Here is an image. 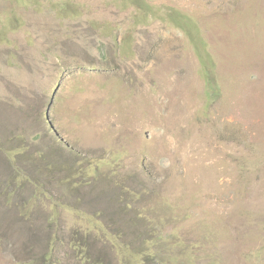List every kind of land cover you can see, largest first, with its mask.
I'll return each mask as SVG.
<instances>
[{
    "label": "rangeland",
    "instance_id": "rangeland-1",
    "mask_svg": "<svg viewBox=\"0 0 264 264\" xmlns=\"http://www.w3.org/2000/svg\"><path fill=\"white\" fill-rule=\"evenodd\" d=\"M137 1L0 0V110L26 126L0 130V264H264V0ZM64 83L67 114L121 116L96 171L55 143ZM98 189L111 215L82 210Z\"/></svg>",
    "mask_w": 264,
    "mask_h": 264
},
{
    "label": "crops",
    "instance_id": "crops-1",
    "mask_svg": "<svg viewBox=\"0 0 264 264\" xmlns=\"http://www.w3.org/2000/svg\"><path fill=\"white\" fill-rule=\"evenodd\" d=\"M13 82L15 83V85H20L21 80L18 75L14 74ZM62 88L63 104L61 106H59V104H55L54 106V111H58H56V116L58 118H56L55 120H58L55 121L56 125L54 130L56 133L55 135L58 136L57 138H59V140H55V143L60 144L67 151H71L72 153L79 152L83 153L85 156L95 158H104L109 156L112 150L129 147V145L127 144V140L125 139L126 132L123 131V139H118L117 132L112 128L114 127L116 129L117 127L114 126L113 123L117 124L120 122L119 119L116 120L113 118L118 117L119 114L115 113V115H109L110 111L108 112L107 110L106 117L108 118L104 120L102 111L98 109H92L89 111L88 115H86L85 113L81 114L79 113L80 111L76 112L79 113V119H76L75 113H66V83L62 84ZM41 91H44L43 87ZM2 96H4V98L6 97V99L15 98L14 102L18 103V101L16 100V94L9 98L5 95ZM17 107L15 109H17ZM50 110L53 111V109L51 108ZM82 112H87V110H82ZM111 113H114L113 110H111ZM122 116H125V114H122ZM19 126H21V128L26 127L24 122L22 120H19L18 116H15L13 118L12 115H8L6 112H4L3 109L0 110L1 132H4L5 134H11V132H15V134H17L19 132ZM104 127L108 128L107 131H104ZM102 191L103 189H98L91 191V193L87 195H84L83 193V196L81 198L82 210L88 212L103 211L111 215L114 211L107 207L110 205V201H103L101 196Z\"/></svg>",
    "mask_w": 264,
    "mask_h": 264
},
{
    "label": "trees",
    "instance_id": "trees-1",
    "mask_svg": "<svg viewBox=\"0 0 264 264\" xmlns=\"http://www.w3.org/2000/svg\"><path fill=\"white\" fill-rule=\"evenodd\" d=\"M134 3L138 5V8H144L143 2L134 0ZM160 19L169 21L184 33V35L188 39V42L192 46L194 54L198 59L200 65V73L205 80V95L207 98L215 96L218 87L214 73L215 64L209 52L207 51V43L201 34L199 26L193 22L190 16L180 13L173 8H168L165 16L160 17ZM92 160L93 159L90 158L87 161V166H92ZM104 163L109 164L108 157L102 158L101 161L96 162L94 164V171H96L98 167L102 166ZM91 179V175H89L85 180L81 181L80 184H78L79 186H75L76 188L74 189H76L77 191L80 190L81 187L88 185Z\"/></svg>",
    "mask_w": 264,
    "mask_h": 264
}]
</instances>
